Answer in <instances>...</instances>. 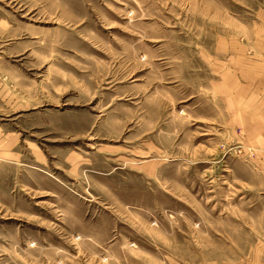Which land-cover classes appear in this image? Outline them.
Listing matches in <instances>:
<instances>
[{"label":"rangeland","instance_id":"374dc122","mask_svg":"<svg viewBox=\"0 0 264 264\" xmlns=\"http://www.w3.org/2000/svg\"><path fill=\"white\" fill-rule=\"evenodd\" d=\"M0 264H264V0H0Z\"/></svg>","mask_w":264,"mask_h":264}]
</instances>
